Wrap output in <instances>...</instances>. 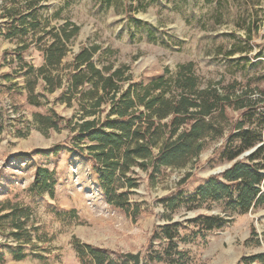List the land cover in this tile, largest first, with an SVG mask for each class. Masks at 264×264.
Here are the masks:
<instances>
[{
  "label": "rangeland",
  "instance_id": "rangeland-1",
  "mask_svg": "<svg viewBox=\"0 0 264 264\" xmlns=\"http://www.w3.org/2000/svg\"><path fill=\"white\" fill-rule=\"evenodd\" d=\"M16 5L0 0L2 30L7 22L4 9ZM21 9L26 16L35 12L40 28L46 30L65 22L79 27L63 64L70 63L82 45L97 46L96 66L126 67L124 74L133 84H147L157 77L173 79L187 65L199 89L211 86L221 94L235 95L251 91L255 98L264 91V0H41L30 10L24 5ZM36 32L41 36V31ZM26 39L30 42L31 33ZM21 40L0 36V202L28 210L26 228L34 246L22 244L27 256L14 260L16 242L0 232V242L7 241L0 264H79L73 238L103 250L140 253L145 264L148 244L157 252L164 247L163 241L152 237V229L166 223L158 199L176 189L189 196L214 171L223 170L229 163L220 161L218 154L227 132L206 143L195 165L161 167L154 178L133 166L136 173L128 175L137 186L127 199L131 207H139V213L128 216L107 204L93 161L75 149L76 144L87 153L90 145L79 140L77 129L71 130L90 119H81L76 101L67 103L61 90L44 93L37 85L41 105L28 104L19 65L12 59ZM49 41L46 35L42 43ZM22 57L34 67L41 60L34 43ZM127 84L123 82L122 89ZM39 114L55 119L57 129H44L34 117ZM106 114L96 117L102 120ZM222 122L227 128L229 122ZM55 145H59L57 153ZM38 167L52 173V196L29 190ZM186 174L191 177L179 186ZM122 186L114 184L118 194L124 192ZM210 214L226 215L228 222L203 239L179 243V249L189 254L188 264H236L243 256L264 254V205L245 214L225 210L222 203L194 211L181 208L171 222ZM251 227L257 234L254 239Z\"/></svg>",
  "mask_w": 264,
  "mask_h": 264
},
{
  "label": "trees",
  "instance_id": "trees-1",
  "mask_svg": "<svg viewBox=\"0 0 264 264\" xmlns=\"http://www.w3.org/2000/svg\"><path fill=\"white\" fill-rule=\"evenodd\" d=\"M10 1L17 5L4 9L7 22L4 30L0 27V36L22 39L12 51V59L19 65L18 72L24 82L21 89L27 94L28 104L41 105L35 93L41 81L44 93L61 90L62 99L65 97L67 103L75 100L80 106L82 120L90 118L75 124L71 130L77 129L79 140L86 139L90 143L86 147L87 153L76 144L75 149L93 161L108 205L128 216L137 215L139 207H131L127 199L130 190L137 186L131 176L136 173L133 166L154 178L161 167L180 169L189 163L195 165L206 143L227 132L228 139L220 146L218 155L220 161L231 163L228 168L210 175L189 196L176 189L158 199L166 223L156 225L152 237L163 241L164 247L157 252L153 250V244H148L145 264H188L189 254L179 249V243H191L198 237L203 239L206 233L220 229L228 222L226 215L221 214L198 215L182 222H171L173 214L181 208L194 211L222 203L225 210L245 214L264 205V91L255 98L251 97V91L235 95L233 92L221 94L211 86L199 89L187 65H182L173 79L157 77L147 84H133L124 74L126 67L112 70L110 66H96L93 57L98 51L97 46L82 45L73 54L72 61L63 64L70 52L68 45L79 27L65 22L59 28H40L35 12L26 16L21 5L30 10L41 0ZM36 31H41V36ZM29 33L31 39L27 42ZM46 35L50 41L42 43ZM33 43L43 59L39 67L23 61V53ZM123 82L128 84L122 89ZM1 113L0 107V117ZM103 113L107 114L102 120L96 117ZM34 117L44 129L58 127L50 116L39 114ZM222 121L229 122L227 128ZM58 147L54 146V152L57 153ZM248 151L251 152L244 156ZM217 152L218 149L214 153ZM189 177L191 174H186L178 185H185ZM116 182L123 185L124 192H116ZM53 186L52 173L44 167L36 168L30 192L42 195L48 191L52 196ZM28 220V210L18 204L11 205L9 201L0 202V232L16 242L12 254L14 260L27 256L22 251V244L34 246L26 228ZM250 230L251 238L257 237L254 227ZM262 241L264 243V237ZM6 242H0V263L5 260L2 249ZM71 245L79 264H142L140 253L103 250L76 238L72 239ZM236 264H264V254L243 256Z\"/></svg>",
  "mask_w": 264,
  "mask_h": 264
},
{
  "label": "water",
  "instance_id": "water-1",
  "mask_svg": "<svg viewBox=\"0 0 264 264\" xmlns=\"http://www.w3.org/2000/svg\"><path fill=\"white\" fill-rule=\"evenodd\" d=\"M252 151V150H251ZM251 151H248L245 153V155H248ZM231 163H229L225 168H223V170H225L226 168H228L230 166ZM223 170H216L212 173V175L218 174L220 172H222Z\"/></svg>",
  "mask_w": 264,
  "mask_h": 264
},
{
  "label": "crops",
  "instance_id": "crops-1",
  "mask_svg": "<svg viewBox=\"0 0 264 264\" xmlns=\"http://www.w3.org/2000/svg\"><path fill=\"white\" fill-rule=\"evenodd\" d=\"M43 64V59L41 58L40 62L38 63V65H36V67H39ZM38 86H41V89H42V82L40 81Z\"/></svg>",
  "mask_w": 264,
  "mask_h": 264
}]
</instances>
